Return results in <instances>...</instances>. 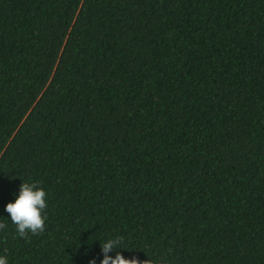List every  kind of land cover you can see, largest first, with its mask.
I'll return each mask as SVG.
<instances>
[{
	"label": "trees",
	"instance_id": "obj_1",
	"mask_svg": "<svg viewBox=\"0 0 264 264\" xmlns=\"http://www.w3.org/2000/svg\"><path fill=\"white\" fill-rule=\"evenodd\" d=\"M0 221L8 264H264V0H0Z\"/></svg>",
	"mask_w": 264,
	"mask_h": 264
},
{
	"label": "clouds",
	"instance_id": "obj_2",
	"mask_svg": "<svg viewBox=\"0 0 264 264\" xmlns=\"http://www.w3.org/2000/svg\"><path fill=\"white\" fill-rule=\"evenodd\" d=\"M47 196L48 193L37 183L22 181L15 203H9L5 208V211L10 214L11 223L16 226V233L20 238L28 239L29 233L36 236L44 232L47 219L44 214L48 207ZM5 227L6 225L0 221V230ZM122 244L123 237L119 236L100 244L104 257L101 264H140L135 258L125 259L119 251L115 258L109 255L114 249H122ZM0 264H8L6 256H0ZM91 264H95V261H92ZM144 264H154V262L148 259Z\"/></svg>",
	"mask_w": 264,
	"mask_h": 264
}]
</instances>
